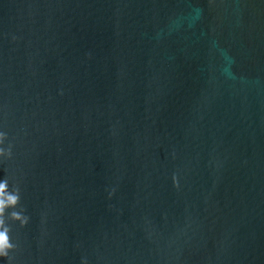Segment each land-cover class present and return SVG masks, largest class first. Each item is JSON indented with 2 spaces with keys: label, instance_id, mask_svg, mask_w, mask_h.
Masks as SVG:
<instances>
[{
  "label": "water",
  "instance_id": "95a60500",
  "mask_svg": "<svg viewBox=\"0 0 264 264\" xmlns=\"http://www.w3.org/2000/svg\"><path fill=\"white\" fill-rule=\"evenodd\" d=\"M0 264H264V0H0Z\"/></svg>",
  "mask_w": 264,
  "mask_h": 264
},
{
  "label": "clouds",
  "instance_id": "9594fccd",
  "mask_svg": "<svg viewBox=\"0 0 264 264\" xmlns=\"http://www.w3.org/2000/svg\"><path fill=\"white\" fill-rule=\"evenodd\" d=\"M3 247H4V236L3 233H0V254H3Z\"/></svg>",
  "mask_w": 264,
  "mask_h": 264
},
{
  "label": "snow or ice",
  "instance_id": "6c2138e0",
  "mask_svg": "<svg viewBox=\"0 0 264 264\" xmlns=\"http://www.w3.org/2000/svg\"><path fill=\"white\" fill-rule=\"evenodd\" d=\"M0 135H3V133H2V132H0Z\"/></svg>",
  "mask_w": 264,
  "mask_h": 264
}]
</instances>
